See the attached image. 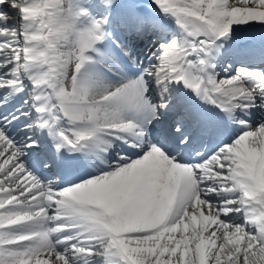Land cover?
<instances>
[{"label":"snow or ice","instance_id":"6c2138e0","mask_svg":"<svg viewBox=\"0 0 264 264\" xmlns=\"http://www.w3.org/2000/svg\"><path fill=\"white\" fill-rule=\"evenodd\" d=\"M0 264H264V0H0Z\"/></svg>","mask_w":264,"mask_h":264},{"label":"bare ground","instance_id":"6f19581e","mask_svg":"<svg viewBox=\"0 0 264 264\" xmlns=\"http://www.w3.org/2000/svg\"><path fill=\"white\" fill-rule=\"evenodd\" d=\"M260 31H261V30H260L259 28H256V29H255V32H256L257 34H259Z\"/></svg>","mask_w":264,"mask_h":264}]
</instances>
